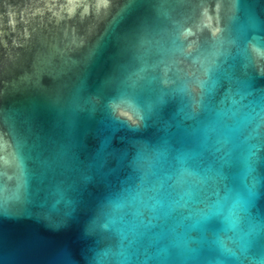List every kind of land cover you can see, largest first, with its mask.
I'll list each match as a JSON object with an SVG mask.
<instances>
[{
  "label": "water",
  "instance_id": "water-1",
  "mask_svg": "<svg viewBox=\"0 0 264 264\" xmlns=\"http://www.w3.org/2000/svg\"><path fill=\"white\" fill-rule=\"evenodd\" d=\"M260 89L264 0H0V264H264Z\"/></svg>",
  "mask_w": 264,
  "mask_h": 264
},
{
  "label": "snow or ice",
  "instance_id": "snow-or-ice-1",
  "mask_svg": "<svg viewBox=\"0 0 264 264\" xmlns=\"http://www.w3.org/2000/svg\"><path fill=\"white\" fill-rule=\"evenodd\" d=\"M204 80H200L196 73L193 72L192 73V80H191V83H196V84H199V86L203 89L202 87V84H203ZM260 90H264V89H260ZM240 113L239 112H236L234 115H239ZM262 147H264V145H262ZM257 154L255 152L252 153V156H256ZM238 159V156H234L232 159L228 160V161H224L223 164H222V168L224 167L225 164H228V163H233L235 162L236 160ZM262 161H264V157H261L260 158ZM250 165H252L254 167L255 165V162L254 161H251L250 160ZM225 179H227V176H225ZM179 189H180V183L179 182H173L172 184H170L166 190V193L168 195H172V194H179ZM191 195H198V196H201L203 197L204 199H207L208 198V191L207 190H204V191H196V190H192V192H190ZM5 212H0V215H3ZM253 232L254 230H250L249 233L247 234L248 236V241L247 243H251L253 242L252 240V237H253ZM259 246H262L264 245V238L260 239L259 240Z\"/></svg>",
  "mask_w": 264,
  "mask_h": 264
}]
</instances>
